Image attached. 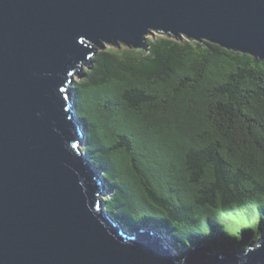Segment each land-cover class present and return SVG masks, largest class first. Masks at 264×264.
Returning a JSON list of instances; mask_svg holds the SVG:
<instances>
[{"label": "water", "instance_id": "obj_1", "mask_svg": "<svg viewBox=\"0 0 264 264\" xmlns=\"http://www.w3.org/2000/svg\"><path fill=\"white\" fill-rule=\"evenodd\" d=\"M165 33L264 59V0H0V264H264V229L187 241L106 209L73 83L107 44Z\"/></svg>", "mask_w": 264, "mask_h": 264}, {"label": "trees", "instance_id": "obj_2", "mask_svg": "<svg viewBox=\"0 0 264 264\" xmlns=\"http://www.w3.org/2000/svg\"><path fill=\"white\" fill-rule=\"evenodd\" d=\"M73 83L108 211L183 241L264 229V59L210 41L107 46Z\"/></svg>", "mask_w": 264, "mask_h": 264}, {"label": "rangeland", "instance_id": "obj_3", "mask_svg": "<svg viewBox=\"0 0 264 264\" xmlns=\"http://www.w3.org/2000/svg\"><path fill=\"white\" fill-rule=\"evenodd\" d=\"M155 35H160V33H155V34H153V35H149L150 37H153V36H155ZM107 46H111V44H107L106 46H105V48L107 47ZM105 48H103V49H105ZM99 50H101V49H99ZM94 56V55H93ZM92 64V63H91ZM90 64V65H91ZM88 68V66H87V64H83L82 65V67H81V75L80 76H77V75H75V81L76 80H78V79H80V77H82V74H83V71L85 70V69H87ZM85 143H86V141H85ZM84 147H85V144H84ZM110 193H106V195L105 196H107V195H109ZM104 196V197H105Z\"/></svg>", "mask_w": 264, "mask_h": 264}, {"label": "bare ground", "instance_id": "obj_4", "mask_svg": "<svg viewBox=\"0 0 264 264\" xmlns=\"http://www.w3.org/2000/svg\"><path fill=\"white\" fill-rule=\"evenodd\" d=\"M86 137H87V134H86ZM85 140H86V138H85ZM106 188L108 189V186H107V184H106ZM107 189H106V191H107ZM106 195V194H105Z\"/></svg>", "mask_w": 264, "mask_h": 264}]
</instances>
